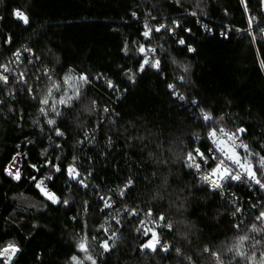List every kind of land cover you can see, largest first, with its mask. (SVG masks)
Here are the masks:
<instances>
[{
	"label": "trees",
	"instance_id": "1",
	"mask_svg": "<svg viewBox=\"0 0 264 264\" xmlns=\"http://www.w3.org/2000/svg\"><path fill=\"white\" fill-rule=\"evenodd\" d=\"M245 4L247 11L241 0L0 3V65L22 46L32 53L21 69L24 85L13 80L0 83V247L8 242L19 246L13 264H69L73 255L91 264L77 250L81 240H86L97 264H215L212 251L229 264L235 252L228 249L242 235L249 237L243 242L245 254L255 251L259 260L264 251V221L256 219L263 209L256 203L260 200L264 205V193L230 182L227 188L232 196H222L183 166L192 149L198 147L207 154V133L213 127H244L243 143L259 154L249 159L258 168L259 157L264 156V70L260 67L264 62V34L260 32L264 11L260 0H245ZM14 8L26 12L28 26L14 19ZM192 12L196 15H190ZM146 24L152 29L150 39L142 35ZM161 24L166 27L155 32ZM172 28L174 32L167 30ZM8 37L10 44L5 43ZM179 37L195 51L190 53L179 45ZM141 45L155 50L160 73L147 65L144 72H137ZM144 55L152 58L147 51ZM129 69L136 73L134 83L125 74ZM46 70L51 79L43 75ZM67 74H86L90 80L81 85L82 99L70 109L58 104ZM105 77L118 87L108 88ZM170 83L185 101L169 91ZM49 88V105L57 101L63 116H55L49 106L39 103ZM9 93L12 96L5 98ZM193 99L198 106L191 104ZM93 100L96 109L89 111ZM41 107L47 117L39 111ZM201 109L214 119L205 123ZM48 118L56 120L63 138L48 126ZM16 145L27 158L20 164L21 179L14 181L4 169L17 152ZM46 161L61 168L74 163L79 179L88 187L66 174L54 173L44 166ZM32 164L39 171L29 167ZM49 174L54 176L51 181L45 179ZM32 176L43 179L68 205L48 201ZM129 177L134 188L121 203L116 193ZM259 178L264 180V176ZM110 196L112 206L105 208L104 200ZM235 197L244 207L243 218L232 214ZM146 205L173 224L171 232L158 229L161 239L170 244L168 253L140 251L145 237L137 233L136 221L143 218ZM126 207H139L140 216L126 213ZM254 224L256 231L252 230ZM112 232L116 233L115 247L104 253L99 244ZM257 240L260 244L253 249ZM205 247L209 253L203 252Z\"/></svg>",
	"mask_w": 264,
	"mask_h": 264
},
{
	"label": "snow or ice",
	"instance_id": "2",
	"mask_svg": "<svg viewBox=\"0 0 264 264\" xmlns=\"http://www.w3.org/2000/svg\"><path fill=\"white\" fill-rule=\"evenodd\" d=\"M3 0H0V3H2ZM175 3L179 4L180 0H174ZM261 5H264V0H260ZM241 4L245 5V11H247V5L245 4V0H241ZM12 15L14 19L18 22L23 23V25L28 26L30 21L29 17L26 14V12L19 8L12 9ZM133 15H135L133 13ZM190 15L195 16L196 13L192 12ZM3 17H0V20H2ZM173 25L175 27H180L178 22L176 20H173ZM166 26L161 24L158 27L155 28V32H160L162 28H165ZM249 27H252V21L249 20ZM169 32H174V28L167 29ZM152 29L148 28L147 24L145 25V30L142 32V35L145 39H150V33ZM185 32H191V29L185 28ZM239 31V29L237 30ZM260 32L264 34V28L260 29ZM249 35L251 33L249 32ZM261 39H264V35L261 36ZM253 41H255V37H253ZM11 38L8 37L5 40V43L10 44ZM177 43L181 46H186L188 52H193L195 49L191 46L186 44V41L184 38L179 37L177 38ZM139 53L141 54L142 59L137 62V72H144L145 66L147 65L150 68L156 69L158 73H160L162 70L160 69V61L156 60L155 57H152L151 59L144 55L145 52H154V49L148 48L145 49L144 46L139 47ZM24 51H31L30 49H24ZM127 50L125 49V55H127ZM13 56L16 58V62H19L21 52L20 50H17L13 53ZM36 59H39L38 57ZM31 63V61H29ZM260 67L262 70H264V62H261ZM0 69H3V72H9L10 69L6 67L5 65H0ZM184 71H187V68H184ZM128 80L135 82L136 73L132 72L131 69L127 70L125 73ZM43 75L48 76L49 79H51V74L49 71H45ZM24 77L21 75V80H23ZM97 79H100V77H97ZM106 79V77H105ZM180 80H183V77H180ZM0 82H3L4 84L8 83V77L2 73H0ZM63 83L66 86L70 85V78L66 75L63 78ZM74 86H71V93L62 94L59 97L58 104L62 106L63 108H73L76 103L80 102L82 99V93L80 91V87L82 84L86 85L90 83V80L86 74H81L78 76L75 80ZM107 87L110 89H116L118 86L113 83L111 80H107ZM52 87L58 88L59 85L53 83ZM169 91L178 99L181 101H185L186 97L183 94H180L177 92L176 88L177 86L175 84H168L167 85ZM32 89H28V93L31 96L32 95ZM52 95V88L48 89L47 96H44L40 99L39 103L43 106H49L51 112L59 117L63 116L64 113L61 112L57 107L56 103L57 101H53L51 105H49V100L51 99ZM35 98V97H33ZM191 104L194 106H198V101L193 99L191 101ZM97 102L95 100L91 101V104L89 105V111L96 109ZM39 111L44 114L46 117L48 116V112L45 110V107H41ZM105 113L109 111L107 107L103 109ZM201 115L202 119L205 123L212 121L214 118L208 113L205 112L203 109H201ZM48 126L52 128V130L55 132V135L57 137H64L65 134L63 131H61L60 127L57 125V122L55 119L48 118L46 120ZM246 129L244 127H237L235 131L226 130L223 127L220 128H211L207 133V139L210 141L211 147L208 150V153L201 152L200 149L194 148L191 151L186 153V162L184 163V167H187L194 173L198 175L199 180L202 184L209 185L213 190H220V194L223 196V188L226 184L230 182H237L240 184L248 183L250 185H256L258 188L262 191H264V180L260 179V176H264V156L259 157V167L257 168L253 161L249 159L251 156H259L258 153H255L250 150L249 145L244 144L241 137L246 133ZM199 139V137H197ZM237 141H240V143H237ZM19 147V146H18ZM57 148H60L61 145L57 144ZM243 148L246 155H241L237 149ZM60 157H57V160H59ZM76 157H73V160L75 161ZM16 157H12V162L15 163ZM45 167H51L54 169V173H63L66 174L68 179L75 180L77 183L81 184L83 187H88L87 184L84 183L82 179H79L80 172L78 168L75 166L74 163H70L66 166V168H61L59 164H54L50 161H46ZM207 166L208 170H205V167ZM34 171H39L36 165L32 164L29 165ZM5 173L10 176L14 180H20L21 179V172L19 169H16L15 171L12 170V168L5 167L4 169ZM91 175V173H89ZM31 179L35 181V187L40 191V193L53 205L63 203L64 205H68V200L63 199L61 201L60 197L57 196V194L49 189L47 185L44 184L43 180H38L35 176H32ZM45 179L51 181L54 179L53 174H49ZM166 182V181H165ZM134 188V180L129 177L125 182L122 188H120L116 195L119 196L121 203L127 198V193L132 191ZM102 200H104V197H101ZM113 203V197H108L106 200H104L105 208H109L112 206ZM255 207V205H253ZM124 211L126 213H130V215L134 217H138L141 214V209L137 207L136 209H129L125 208ZM242 209L239 206H234V212L232 213L233 216H235L237 213H241ZM257 220L264 221V210H261L259 212V215L256 217ZM119 223V221H117ZM136 223L139 225V227L136 228V231L138 234H141L145 237L144 242L140 245V251L141 253H144V250H150L153 253H156L158 250L164 253H168L170 251V244L166 240L161 239V232L158 231V229L162 230L164 228H167L170 232L172 231L173 224L170 222V219L166 217L163 213L156 214L153 211V208L146 205L145 209L143 210V218L136 221ZM233 227H238V225H233ZM252 230L256 231V225H252ZM105 234L107 235V229H105ZM114 238H116V233L112 232L111 235L108 236L107 240H103L100 242L99 247L103 249L104 253H110L111 250L115 247V243H109V241H113ZM249 237L247 236H240L237 240V242L228 249V251H234L235 255L230 258L229 264H232V261H235V264H264V251L260 252L259 260L256 259V253L255 251L252 252V255H246L243 247V242L247 240ZM95 239V237H93ZM257 244H260V241H255L253 244V249ZM78 252L84 253V259L91 262V264H97V260L94 259L91 255H89V248L87 246L86 240H81L77 245ZM21 251L18 245H16L13 242H8L3 247H0V262L2 264H13V261L16 257V255ZM176 254L179 256L181 255V249L176 248L175 249ZM204 253H209L210 249L208 247H205L203 249ZM211 255L215 257V264H224L221 256L215 252L212 251ZM238 258V259H237ZM189 261L192 260L191 257H187ZM70 260L73 262V264H82V261L78 258L77 255H73L70 257Z\"/></svg>",
	"mask_w": 264,
	"mask_h": 264
},
{
	"label": "built area",
	"instance_id": "3",
	"mask_svg": "<svg viewBox=\"0 0 264 264\" xmlns=\"http://www.w3.org/2000/svg\"><path fill=\"white\" fill-rule=\"evenodd\" d=\"M263 11H264V5H263ZM26 48H27L26 46H22L19 49L20 52H21V56H20L19 62H16V58L14 56H12V58L10 60H8L6 64H4L6 67H8L10 69L9 72H6L5 73V72H3V69H0V73L6 75L8 77V82L11 81V80H13V81L17 82L19 85H24L25 84V73L21 69H22L25 61L26 60L28 61L32 57L31 51H24V49H26ZM150 56L151 57H155V50H154V52H151L150 53ZM35 63H36V61H35ZM21 75H23V77H24L23 80H21ZM0 83H3V82H0ZM11 96H12V94L9 93V94H6L5 95V98L8 99ZM237 143H238V141H237ZM210 147H211V144L209 143V148ZM209 148H208V150H209ZM16 149H17V152L13 155V157H16L15 163H13L12 162V159H11L10 162L8 163V165L6 166V167H9L10 166L13 171H15L16 169H19L20 168L21 161H23V160H25L27 158L26 154L24 152L20 151V145H16ZM240 149L241 148H238L237 151L240 150ZM208 150H207V153H208ZM12 180H14V179H12ZM41 180H43V179H41ZM14 181H16V180H14ZM231 183L236 184L237 182H231ZM44 184H45V181H44ZM243 185L245 187H248L250 190H256L257 189V190L260 191V193H264V191L260 190L258 188V186H256V185H250L248 183H244ZM207 186H208V188L210 190H213L209 185H207ZM214 191H220V190H214ZM223 193L224 194L228 193L229 195L232 196V194H230V192H229V190L227 188V184L223 188ZM232 201H233V204L234 205L239 206L242 209V212L241 213H237L236 214V217L237 218H243L244 217V214H245L244 213V207L239 204V200L237 199V197L233 198ZM256 204L258 206H262V208H263L262 210H264V205L262 204V201L258 200Z\"/></svg>",
	"mask_w": 264,
	"mask_h": 264
},
{
	"label": "rangeland",
	"instance_id": "4",
	"mask_svg": "<svg viewBox=\"0 0 264 264\" xmlns=\"http://www.w3.org/2000/svg\"><path fill=\"white\" fill-rule=\"evenodd\" d=\"M67 76L70 78V85L71 86H74V83L73 82H75V80H76V78L78 77V76H80V75H76V74H67ZM65 77V76H64ZM63 83V82H62ZM64 84V83H63ZM71 86H66V85H64V92H63V94H66V93H71ZM220 128V127H219ZM223 128H225V127H223ZM226 129V128H225ZM226 130H229V129H226ZM230 131H235V130H230ZM208 142L210 143V141L208 140ZM238 143H240V141H238ZM238 152L243 156V153H245L244 152V149L243 148H241L240 150H238ZM109 243L111 244V243H113V241H109ZM69 264H73V262L70 260V263ZM82 264H84L83 262H82Z\"/></svg>",
	"mask_w": 264,
	"mask_h": 264
}]
</instances>
